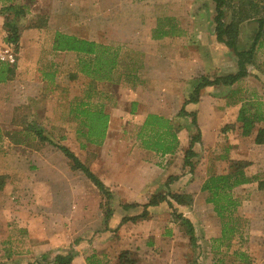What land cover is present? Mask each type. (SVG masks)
<instances>
[{"label":"crops","instance_id":"0c3cea01","mask_svg":"<svg viewBox=\"0 0 264 264\" xmlns=\"http://www.w3.org/2000/svg\"><path fill=\"white\" fill-rule=\"evenodd\" d=\"M171 1L174 0H152L153 3L149 5L147 3L151 1H144L145 3L139 6L134 0H0L1 39H4L8 34L5 28L6 20L2 13L3 9L9 6H21L26 12L23 17H15L12 11H9V17L16 19L20 39L18 42L16 67L13 65L15 70L14 75L5 82H0L1 130L9 132L19 129L14 122L17 112L16 108H14L13 100L16 98H27V95L31 97L32 93L36 95L40 89L39 85L47 83L45 76L41 75L37 77L38 74L36 73L45 57H49L51 52H72L55 51L53 49L54 38L57 32L85 37L108 45L130 46L134 39H136L135 35H147L157 30V17L153 21L150 17L152 14L159 13L161 15L164 13V15H176V17L180 15L173 12ZM136 14H139L137 19L135 18ZM180 19L183 21L182 17ZM143 20H145L144 23L146 25L142 23ZM144 26L148 30H144L142 28ZM180 27L187 32L189 31L186 25L182 24ZM199 29H202V27H196L199 39L207 37L208 33L206 34L205 30ZM188 33L191 34L190 32ZM211 37L213 38L214 36ZM174 38L170 32L164 39L159 40L161 41L160 43L153 44V49L136 43H133L134 46H131L145 52L144 66L149 72H153L154 76L152 77V74L149 77L146 76L148 77V82L158 83V86L159 82H165L166 93L164 97L167 102H171V105L164 106L159 99L158 93L157 96L155 95L156 98L150 100L148 105H145L141 94L131 88L128 91L119 89L117 92H112V94L101 92L102 96H107L112 100V105L110 107L108 105L105 107L101 106L100 108L92 107L91 91L93 88H91V91L89 90L86 93L87 105L83 107V110L93 113L100 112L108 116V125L103 139L91 136V122L85 116L80 115L78 111L76 113L77 117L85 121V126L77 128L76 132H84L83 128L87 130L86 138L85 140H81V142H103V145L100 147L104 148L112 146L111 153L101 161L102 170H99L97 167L92 170L114 196L112 201L113 214L108 221L104 219L105 232L89 235L85 239L70 238L65 244L46 240L31 241L27 237L21 242L20 249L17 247L19 245L18 241L11 242L10 238L9 240L2 238L0 242V264H38V262H43V255H48L49 263L52 264L51 261L57 254H66L68 249L71 248L75 255L72 264H117L118 257L124 250L131 251L132 256L138 260V264H187L188 260L186 252H184L185 250L175 253L168 250L172 247V239L175 238V236L171 235V230L169 231V235H159L154 240L147 236L146 240L140 241L138 236L130 235L128 241L130 244L126 246V240H121V237H124L123 231L126 227H131L132 224L134 226V223L130 219L128 221H123V219L140 215L145 209L144 206L155 195H166L169 192L181 195L194 194L191 205H179L174 202V206L176 209H179V213H183L196 226V221L198 220L195 219L197 217L196 208L202 207V199L205 200L204 204L207 208L210 207L214 210L211 206L212 204L207 202L206 193L201 188L208 177L220 173L213 171L212 168L220 164V159L225 158L226 154L230 159L237 161L245 160L253 163L245 169V173L251 179V182L234 188V196L237 198V191H243L247 187H253V192H259L258 181L255 178L264 179V153L260 155L256 153L254 156L253 150L261 151L264 144L255 143L257 130L252 136L254 142L230 138L227 145L221 143L223 141L221 140L223 127L220 116L221 109L218 105L219 103L221 104L223 99L219 94L221 93V87H232L238 82L230 86L206 87L201 90L200 100L197 103H185L193 93L194 87L200 77L212 75L215 77L216 75L233 73L238 68L237 63L233 68H228V66L226 68L214 58L213 53L216 52H212L209 55L204 53L200 42H197L196 46L193 47L189 44L188 40H183L184 37H181V40L176 42L172 40ZM170 39L172 42H170ZM165 43L166 46L163 47L162 44L165 45ZM48 79H52V77H48ZM94 82L109 84L112 81ZM92 85L94 86L95 83ZM160 90H163V88L161 87ZM135 101L139 104L134 103ZM10 103L11 111H9ZM127 103H130L129 112L126 109ZM131 103L135 106L133 110L131 109ZM183 106L187 111L197 113L202 140L196 143L193 149L197 154L196 161L201 158L202 161L201 165L199 164V167L194 172L186 169L183 173L181 171L179 174L175 161L181 160L184 164L185 153L190 146V142L185 140L182 133L178 131V147L174 153L170 154L162 155L161 153L142 148L141 145H137L136 143L140 142L138 132L148 114L164 115L171 119L175 125L174 120L177 119L178 113ZM55 114L60 118V112L56 111ZM56 118L55 123H57ZM229 121L231 122V120ZM43 126L47 128L48 123L45 122ZM125 130L129 132L133 131V134H135V138L132 141L127 139ZM230 132H234V130L227 132L228 137H230ZM211 134L214 138H218L217 141L211 142L208 140ZM130 141L132 145L136 144L132 154L128 153L129 150L125 152V156L119 153L120 147L126 148L127 143ZM1 142L9 143L7 134ZM244 144H252L253 147L250 150L246 147V154L241 156L238 154V146H243ZM222 148L228 153L223 155V152H221ZM216 155L220 156L216 158ZM183 168L184 166L181 165L182 170ZM74 172H72V175L80 173ZM0 175H2L1 177L3 175L9 176V171L1 170ZM177 175L180 176L177 177ZM171 176L177 177L173 183L169 182ZM82 177L87 179L81 182L82 184L85 183L86 187L88 184L84 181H88L90 185H93L89 190L82 189L81 192L76 188L72 189L77 195L83 196V209L90 206L87 204L91 199L90 193L98 195V205L101 206L103 199L99 189L87 177ZM57 178L56 175H42L40 183L44 187L63 186L64 188H68L71 184H76L71 181H66L65 183L57 182ZM50 179L54 180L50 181ZM7 194H9V179H7L4 185H0V200L2 199L0 204H2V201L6 202L5 200L8 198ZM71 204L81 205V203L76 201ZM126 204H134L135 206L126 208L124 207ZM165 207L170 208L167 202H162L158 206H151L148 208L149 215ZM46 208L48 211L57 209L44 206V209ZM238 209L239 211L242 210L240 206ZM203 220L208 224L206 226L208 235L214 237V239L219 238L221 236V220L218 218L219 222H216L215 216L212 217L211 213H207ZM0 223L7 222L0 220ZM210 223H213V227H210ZM24 227L29 228L27 224H24ZM261 227H264V223H262ZM261 227H258L255 220L249 227V241L246 247L247 254L249 253L248 255L253 264H256V261L258 262L257 264H264V233H262ZM140 243H144V245L140 247L135 246V244ZM151 243L153 244L151 245ZM163 246H167L168 248L162 249ZM157 248H161L162 251H156Z\"/></svg>","mask_w":264,"mask_h":264},{"label":"rangeland","instance_id":"374dc122","mask_svg":"<svg viewBox=\"0 0 264 264\" xmlns=\"http://www.w3.org/2000/svg\"><path fill=\"white\" fill-rule=\"evenodd\" d=\"M134 1L139 6L144 4V1H151L147 3L148 5L153 3L152 0ZM263 1H229V5L225 10L226 16L224 21L226 24L237 21L241 15L246 16L239 27V49L248 50L253 44L259 30L258 19L264 16ZM171 5H173V12L180 15L176 17V15L169 16L164 15V13L159 15L158 13L150 16L153 21L157 17V27L160 31L169 30L172 33V37H175L172 39L175 42L180 41L181 37H184L183 40H188L189 44L193 47L196 46L195 44L197 42H200L204 53L209 55L212 52H216L213 53V56L218 62L222 63V66L226 68L227 66L228 68H233L234 65L236 66L237 57L234 51L216 40L214 22L216 10L213 0H174L171 1ZM137 16L139 17V14H136V19ZM181 17L183 21L180 19ZM144 22L145 20L142 21V23ZM182 24L188 27V32L191 34L180 27ZM196 27H202L199 30H205V33H208L206 35L207 37L199 39V33ZM142 28L148 30L145 26ZM155 34H157L156 31L150 32L147 35L137 34L135 35L136 39H134L130 46L125 45L120 47L110 44V46L119 47L120 65L115 71L114 77L111 80L112 82L109 84L94 82L91 77L82 73L79 68L80 56L75 52H51L50 56L45 57V60L41 62L38 72H36L38 74L37 77L41 75L45 76L47 83L39 85L40 89L36 95L32 93L31 97L27 95V98H16L13 100L14 108H16L17 112L14 122L19 129L9 132H3L1 130L0 171H9V176L3 175L1 177L2 175H0V185H4L7 179H9V194H7L8 198L5 200L6 202L2 201V204H0V220L7 222L0 223V242L2 238L5 240H9L10 238L11 242H19L17 247L20 249L21 242L27 237L31 241L46 240L65 244L70 238L85 239L89 235H97L105 232L104 212L107 209L112 210L111 202L108 203L102 197L103 201L101 202V206H99L98 195H93L89 192L91 199L90 201L87 200L89 203L92 202L87 204L91 207L87 206L86 209H83V196L77 195L72 189L76 188L81 192L82 189L89 190L93 185H90L88 181H84L88 184L87 187L85 183H81L83 182L82 180L87 179L82 177L85 175L80 171H77L80 172L79 174L72 175L74 171L71 169L70 160L57 146L47 141H41L36 134V130H40L55 142L68 146L91 170L96 169V167L102 170L101 161L111 153L112 146L104 148L100 147L103 145V142L101 145L92 144L91 142H81V140H85L87 130L83 128L84 132H76L77 128L85 126L84 119L76 116L77 103L86 101V93L93 88L92 91L90 90L92 93L91 106L100 108L101 106L105 107L108 105L110 107L113 103L112 100L107 96H102L103 94L101 95V92H104V94H112V92H117L119 89L128 91V89L132 88L141 94L145 105H148L150 100L156 98L155 95L157 96V93L164 106L171 105V102H167L164 97L166 93L165 82H159V86L158 83L148 82L147 78L149 75L151 76L152 74V77L154 76L153 72H149L144 66L145 52L136 49V47H131L134 46L133 43H136L154 48L153 44L160 43L161 41L159 40L165 38L163 36L157 40ZM262 35L255 52L254 62L248 64V75L241 79V81H238L235 86L221 87L219 96L223 100L218 106L221 109L220 116L223 127L221 135V140H223L221 142L222 144L227 145L230 138L254 142L253 134L258 128L264 127V121L258 122L252 134L244 136L241 122H239L240 111L246 104H254L251 106H255L247 115L253 113L257 106L264 113V32ZM211 36L215 38L213 37V39ZM78 37L87 39L81 36ZM135 37L133 36V38ZM2 39L0 38V40ZM5 39L6 37L3 41ZM170 42H172L171 39ZM162 46L165 47L166 43L165 45L162 44ZM14 66L16 67V65ZM237 70L238 68H236ZM48 77H52V79H48ZM94 83L95 85L93 86L92 84ZM159 87H162L163 90H160ZM134 103L139 104L137 101ZM131 106L133 110L135 106L132 103ZM129 107L130 103H127L126 109L128 112ZM9 111H11V103L9 104ZM56 111L60 112V118L55 114ZM55 118L57 123H55ZM45 122L48 123L47 128L43 126ZM174 123L178 131L183 134L185 140L191 142V135L193 136V134L197 133L196 127L191 123V117L177 116ZM231 130H234V132H230V137H228L227 132ZM6 134L9 137V143L1 142L5 139ZM125 134L128 140L132 141L135 138L133 131L129 132L125 130ZM217 139L211 134L208 140L213 142L217 141ZM131 141L127 143L126 148L120 147L119 153L125 156V152L129 150L128 153L132 154L135 145H141L140 142L132 145ZM246 147L250 150L253 145L244 144L243 146H238V154L244 156L246 154ZM261 149V151L254 149V156L256 153L259 155L264 153V147ZM221 152H223V155L228 153L223 148ZM218 156L220 155H216V158ZM201 159L196 161L197 158H193L195 164L194 169H197L199 164L201 165ZM231 161L237 160L230 159L226 154L225 158L220 159V164H215L216 166L212 170L220 172L219 174L229 172ZM175 162L179 174L181 171L183 173L186 169L191 171L190 167H185L181 160ZM246 162L249 165L252 163L249 161ZM181 165L184 166L183 170L181 169ZM192 172L194 171L192 170ZM200 172L202 173V171ZM50 174L51 176L56 175L58 177L56 179L57 182L65 183L66 181H71L76 184H71L68 188H64L63 186L44 187L40 183V179L42 175ZM179 176L177 175V177ZM52 180L54 179H50V181ZM252 189L253 187H247L243 191H237V198L240 201L242 210L239 211L238 209L236 216L242 235H238L230 245L227 243L223 244L217 238L214 239V237L208 235L206 229L208 224L205 223L203 218L206 217L207 213H211L212 217L215 216L216 222H219V217L212 208L209 207V209L205 206L204 199H202V207L196 208L197 217L195 219H198L195 226L197 245L194 247L190 244L187 228L181 225L177 219L176 213L179 212V209L175 210L167 207L158 209L145 218L137 219V222L132 221L134 226L132 224L131 227L124 229V237H121V240H126V244H123L127 246V244H130L128 243L130 235L138 236L140 241L146 240L145 238L147 236L154 240L159 235H169V231L171 230V235L175 236V238L172 239V247L168 250L174 253L185 250L184 252H186L188 260L187 264H212L216 261L223 262L224 264H243L234 252L237 250L247 252L246 245L249 241V227L254 220L258 227H261L262 223H264V193L260 190L259 192H253ZM167 194L171 195L173 193L169 192ZM186 195L193 196L194 194ZM205 196L207 198L208 194L206 193ZM75 201L81 203V205L71 204ZM44 206L57 208L58 210L48 211L47 208L44 209ZM211 206L213 207V205ZM24 224H27L29 228H25ZM210 227H213V223H210ZM261 229L262 233H264V227H261ZM143 245L144 243L135 244L138 247ZM166 247L163 246L162 249H167L168 247ZM156 251L162 250L161 248H157ZM250 261L252 260L250 259ZM250 263L253 264V262ZM255 263L257 264L258 262L256 261Z\"/></svg>","mask_w":264,"mask_h":264},{"label":"trees","instance_id":"16d2710c","mask_svg":"<svg viewBox=\"0 0 264 264\" xmlns=\"http://www.w3.org/2000/svg\"><path fill=\"white\" fill-rule=\"evenodd\" d=\"M215 2L216 14L214 17L216 40L225 44L229 49L233 50L237 57L238 70L226 75L202 76L198 79L194 87L193 93L185 103H197L200 100L201 90L209 86H230L249 73L248 64L254 62L255 52L260 43V38L264 32V16L258 19L259 30L255 36L254 42L248 50L239 49V32L240 23L245 20L246 16H239L238 20L230 24L224 21L226 13L225 10L229 5L230 0H213ZM264 10V1H263ZM9 11H12L15 17L25 16V10L21 6H9L3 9L2 13L5 16V28L7 36L5 42L12 43L18 50V42L20 39L19 30L17 27L16 19L9 17ZM157 34L155 38H161L170 34L167 30H159L157 27ZM55 51H72L77 53L79 58V68L82 73L91 77L94 81H111L114 77L115 71L120 63L119 48L102 44L96 41L80 38L76 35H70L62 32H57L54 38ZM14 66L7 63L0 62V82H5L8 78L14 75ZM87 105L86 101L78 103L77 111L80 115L85 116L90 122V135L103 139L105 137L108 116L103 113H93L84 111L83 107ZM254 104H246L240 111L239 122L244 136H249L255 129L256 123L264 121V113L257 106L256 110L247 115L249 111L255 107ZM179 117H191V123L197 129V133L191 135V142L189 148L186 150L184 165L188 166L194 171L195 164L193 158L196 157L194 145L202 140L201 129L198 122L196 112H189L183 106L178 113ZM36 134L41 141H47L59 148L60 151L70 160V166L73 171L82 172L100 191L108 203H113V194L104 182L88 167L76 153L68 146L60 144L44 135L40 130H36ZM0 138H2V131L0 128ZM138 139L143 148L162 155L174 153L179 144L178 129L173 124L172 120L164 115L150 113L147 115L139 132ZM92 144L101 145L102 142H91ZM256 144H264V127L257 129L255 137ZM249 163L243 160L231 161L229 172L214 174L208 177L203 185L202 191L208 194L206 198L208 203H211L214 212L221 220V236L218 241L228 245L233 242L238 235H242L239 221L236 216L240 201L234 196V188L250 183L251 179L245 173L246 167ZM176 176H171L169 182L176 180ZM258 181V188L264 193V179L255 178ZM162 202H167L171 209H175L174 202L179 205L193 203L192 195L181 194H159L152 197V199L144 206V211L131 218H124L123 221L128 219L136 221L137 219L145 218L149 215L148 208L151 206H158ZM134 204H126L124 207H134ZM113 214V209H107L104 212V218L108 221ZM178 221L181 225L187 228L190 244L192 247L197 245L196 229L192 221L187 218L183 213H176ZM243 264H251L250 257L245 251L234 252ZM73 249L67 251L66 254H57L51 261L52 264H72L74 259ZM43 262L38 264H50L49 256L43 255ZM117 264H138V260L132 256L131 251L124 250L120 253ZM212 264H224L223 262L216 261Z\"/></svg>","mask_w":264,"mask_h":264},{"label":"built area","instance_id":"2783aa9c","mask_svg":"<svg viewBox=\"0 0 264 264\" xmlns=\"http://www.w3.org/2000/svg\"><path fill=\"white\" fill-rule=\"evenodd\" d=\"M17 57L18 50L15 45L0 40V62L13 66L17 64Z\"/></svg>","mask_w":264,"mask_h":264}]
</instances>
